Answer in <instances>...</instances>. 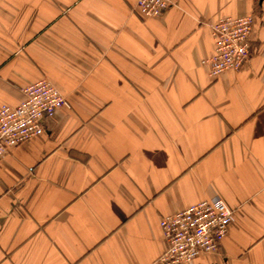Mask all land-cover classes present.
<instances>
[{"label": "crops", "instance_id": "1", "mask_svg": "<svg viewBox=\"0 0 264 264\" xmlns=\"http://www.w3.org/2000/svg\"><path fill=\"white\" fill-rule=\"evenodd\" d=\"M0 0V106L49 79L68 105L0 159V264H151L160 220L222 197L217 252L264 264V0ZM254 16L251 55L212 76L211 21Z\"/></svg>", "mask_w": 264, "mask_h": 264}, {"label": "built area", "instance_id": "2", "mask_svg": "<svg viewBox=\"0 0 264 264\" xmlns=\"http://www.w3.org/2000/svg\"><path fill=\"white\" fill-rule=\"evenodd\" d=\"M168 0H137L143 17H159ZM254 16H225L210 22L215 53L202 60L212 76L239 69L251 55ZM23 100L0 106V159L14 147L45 132V120L68 105L67 97L49 79L23 87ZM235 209L220 196L200 201L175 214L163 216L166 247L151 264H183L205 253L217 252L234 220Z\"/></svg>", "mask_w": 264, "mask_h": 264}]
</instances>
